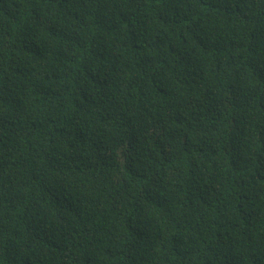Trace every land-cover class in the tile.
<instances>
[{
    "label": "trees",
    "instance_id": "obj_1",
    "mask_svg": "<svg viewBox=\"0 0 264 264\" xmlns=\"http://www.w3.org/2000/svg\"><path fill=\"white\" fill-rule=\"evenodd\" d=\"M0 264H264V0H0Z\"/></svg>",
    "mask_w": 264,
    "mask_h": 264
}]
</instances>
